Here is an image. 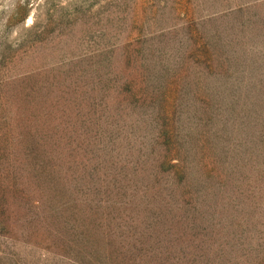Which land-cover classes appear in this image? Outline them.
Instances as JSON below:
<instances>
[{
  "label": "rangeland",
  "instance_id": "rangeland-1",
  "mask_svg": "<svg viewBox=\"0 0 264 264\" xmlns=\"http://www.w3.org/2000/svg\"><path fill=\"white\" fill-rule=\"evenodd\" d=\"M0 264H264V0H0Z\"/></svg>",
  "mask_w": 264,
  "mask_h": 264
}]
</instances>
